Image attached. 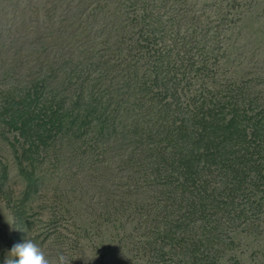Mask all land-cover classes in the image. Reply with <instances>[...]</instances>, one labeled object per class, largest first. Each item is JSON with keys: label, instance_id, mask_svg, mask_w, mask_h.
<instances>
[{"label": "trees", "instance_id": "trees-1", "mask_svg": "<svg viewBox=\"0 0 264 264\" xmlns=\"http://www.w3.org/2000/svg\"><path fill=\"white\" fill-rule=\"evenodd\" d=\"M125 1L84 15L67 5L68 24L0 17V137L25 197L37 191L41 163L71 149L98 175L115 164L136 188L157 191L181 225L210 226L232 207V221L256 215L264 94L218 76L205 31L182 33L152 0ZM8 172L1 163L0 193Z\"/></svg>", "mask_w": 264, "mask_h": 264}, {"label": "rangeland", "instance_id": "rangeland-1", "mask_svg": "<svg viewBox=\"0 0 264 264\" xmlns=\"http://www.w3.org/2000/svg\"><path fill=\"white\" fill-rule=\"evenodd\" d=\"M152 1L182 33H207L220 78L246 82L264 94V0ZM99 2L121 6L119 11L130 3L0 0V17L31 28L68 24L67 5L84 15ZM29 59L33 56L23 58ZM86 158L65 149L45 160L37 191L26 198L15 158L0 137V164L9 170L0 193V260L9 245L33 239L46 254L63 253L71 264H264V206L256 215L246 209L237 221H232V207L230 214L212 215L210 226L181 225L157 191L143 184L136 188L115 164L98 175L97 164Z\"/></svg>", "mask_w": 264, "mask_h": 264}, {"label": "clouds", "instance_id": "clouds-1", "mask_svg": "<svg viewBox=\"0 0 264 264\" xmlns=\"http://www.w3.org/2000/svg\"><path fill=\"white\" fill-rule=\"evenodd\" d=\"M71 261L60 252L55 257L46 254L39 243L25 239L7 252L4 264H71Z\"/></svg>", "mask_w": 264, "mask_h": 264}]
</instances>
